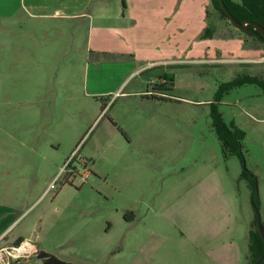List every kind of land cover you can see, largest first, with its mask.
<instances>
[{
    "label": "rangeland",
    "instance_id": "1",
    "mask_svg": "<svg viewBox=\"0 0 264 264\" xmlns=\"http://www.w3.org/2000/svg\"><path fill=\"white\" fill-rule=\"evenodd\" d=\"M15 4L0 0L3 244L72 264H245L254 204L264 225V92L238 84L264 80V43L205 0L158 40L141 28L118 44ZM110 46L124 52L97 51Z\"/></svg>",
    "mask_w": 264,
    "mask_h": 264
},
{
    "label": "crops",
    "instance_id": "2",
    "mask_svg": "<svg viewBox=\"0 0 264 264\" xmlns=\"http://www.w3.org/2000/svg\"><path fill=\"white\" fill-rule=\"evenodd\" d=\"M205 1L209 3L211 0ZM118 2L119 0H14L15 6L18 4L20 9L24 7L30 16L36 18L52 17L53 19H65L68 23L75 20L82 21L79 25L89 24L91 29L98 32V39L105 37L104 31H114L115 35L117 34L115 38L117 44L119 40L126 39L121 36H124L127 31H130V35L135 39L136 33L141 34V28L143 36L144 31L148 30L147 38L158 40L161 38L159 32L166 30L168 22L176 26L182 21L180 16L184 9L183 3L187 0H120L122 10ZM97 51L101 54H109L122 53L124 49L110 46L97 48ZM258 52L261 56V51L258 50ZM260 56L253 57V59H260ZM3 214L0 213V217ZM3 223L4 220L0 219V251L15 247V242L19 239L28 243L23 237H15L13 242L7 241L3 244L5 239L3 240L2 237L8 230L5 226L2 227ZM32 246L35 245L32 244ZM250 259L252 260L251 249L248 250L245 264H248Z\"/></svg>",
    "mask_w": 264,
    "mask_h": 264
},
{
    "label": "trees",
    "instance_id": "3",
    "mask_svg": "<svg viewBox=\"0 0 264 264\" xmlns=\"http://www.w3.org/2000/svg\"><path fill=\"white\" fill-rule=\"evenodd\" d=\"M211 4L216 11L220 12L222 18L228 21L230 20L223 9V4L240 24L256 23L264 28V0H211ZM248 28L249 31L242 32L264 43V37L257 33L252 26ZM243 84L258 85L264 92V80L260 78L245 76L238 85ZM215 118L217 119L216 127L221 137L224 151L227 152L226 156L230 153L232 156H239L243 161L244 157L240 150V140L243 133L239 132V130L236 133H231V130L223 123L221 115L218 113ZM253 177V175L247 173V178L252 180ZM250 241L252 264H256L264 254V241L258 227L256 231H251ZM24 242L25 240L19 239L15 242V247L19 248ZM37 257L43 261V264H72L43 251H40Z\"/></svg>",
    "mask_w": 264,
    "mask_h": 264
},
{
    "label": "water",
    "instance_id": "4",
    "mask_svg": "<svg viewBox=\"0 0 264 264\" xmlns=\"http://www.w3.org/2000/svg\"><path fill=\"white\" fill-rule=\"evenodd\" d=\"M223 9L226 13V15L229 17L230 22L234 25V27L239 30V31H249V26H252L254 28V30L259 33L262 37H264V28L262 26H260L259 24L253 23V24H240L234 17L233 15L230 13V11L225 7V5L223 4ZM254 210H255V214L257 217V227L258 230L263 238L264 241V225L262 222V218H261V214L260 211L258 209V207L254 204ZM256 264H264V254L263 256L257 261Z\"/></svg>",
    "mask_w": 264,
    "mask_h": 264
},
{
    "label": "built area",
    "instance_id": "5",
    "mask_svg": "<svg viewBox=\"0 0 264 264\" xmlns=\"http://www.w3.org/2000/svg\"><path fill=\"white\" fill-rule=\"evenodd\" d=\"M28 244L30 246V250L21 252L22 247H24V245ZM34 247L32 246V244L28 243H23L19 248L13 247V248H8V249H2L0 251V264H2L4 261L7 260V263H3V264H13L14 262H16L17 259H21L22 257L25 258H29L28 255L32 254H37V249L32 250ZM33 252H32V251Z\"/></svg>",
    "mask_w": 264,
    "mask_h": 264
},
{
    "label": "bare ground",
    "instance_id": "6",
    "mask_svg": "<svg viewBox=\"0 0 264 264\" xmlns=\"http://www.w3.org/2000/svg\"><path fill=\"white\" fill-rule=\"evenodd\" d=\"M34 249H36V248H34ZM27 250H30V246L28 244H26V245H24V247H22L21 252H24Z\"/></svg>",
    "mask_w": 264,
    "mask_h": 264
}]
</instances>
